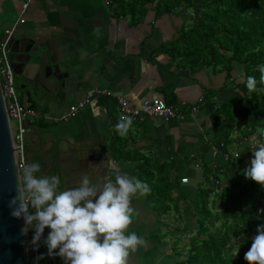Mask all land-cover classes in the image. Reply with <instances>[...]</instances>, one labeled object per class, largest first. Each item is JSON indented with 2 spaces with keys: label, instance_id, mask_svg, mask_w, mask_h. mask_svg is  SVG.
I'll return each mask as SVG.
<instances>
[{
  "label": "crops",
  "instance_id": "0c3cea01",
  "mask_svg": "<svg viewBox=\"0 0 264 264\" xmlns=\"http://www.w3.org/2000/svg\"><path fill=\"white\" fill-rule=\"evenodd\" d=\"M185 19L181 14L155 17L148 11L131 25L128 18L111 15L105 0H30L24 11L22 0H0V39L4 31L14 28L10 59L15 91L19 101L31 105L35 114L27 122V163L40 162L45 173L49 163L55 175L64 170L67 187L78 182L81 176L77 173H83L74 168L78 153L87 163L95 164L98 177L90 180L98 187L106 177L114 179L117 171L135 176L138 165L135 161L112 159L109 146L113 129L103 105L92 101L75 117H66L68 108L82 100L88 90L105 89L136 107L152 98L174 100L181 108L194 107L180 119L149 117L129 130L134 138V142H129L131 148L140 147L145 155L176 163L170 177L188 180L187 184H180L188 202L177 190L173 192L174 203L181 210L179 222L174 211L158 216L144 195L133 197L131 204L137 214L128 231L143 236L145 243L130 252L128 264H174L182 260L177 247L182 245L186 233L196 230L189 201L195 199L197 185L203 181L202 166H227L224 172L232 180L243 173L251 158L248 155L242 162L231 160L228 155L234 157L239 149L235 142L227 146L228 155L215 149L205 132L211 124L210 111L197 107L205 90L223 86L224 73L213 74L209 69L195 74L187 70L177 73L176 60L152 53L177 36ZM28 43L45 54L44 64L52 67L51 85L38 84L45 81L36 79V73L42 75L36 72L39 68L16 64V52ZM241 71L242 66L233 63L231 80L239 82ZM231 80L226 82L227 89L232 87ZM237 98L223 91L215 99L220 103L237 102ZM107 102L115 106L109 99ZM116 112L121 118L117 108ZM226 182L222 177L218 184ZM60 187L65 186L61 183Z\"/></svg>",
  "mask_w": 264,
  "mask_h": 264
},
{
  "label": "trees",
  "instance_id": "16d2710c",
  "mask_svg": "<svg viewBox=\"0 0 264 264\" xmlns=\"http://www.w3.org/2000/svg\"><path fill=\"white\" fill-rule=\"evenodd\" d=\"M105 1L111 15L128 18L131 25L148 11H152L155 17L188 14L189 23L182 24L177 36L160 44L152 51L153 55L165 54L176 60L177 73L187 70L195 74L203 69H209L213 74L224 73L223 86L205 90L197 103L199 109L210 111L211 124L205 132L215 149L228 155L227 146L233 142L232 136L237 126L251 131L260 129L264 136V82L260 81L261 73L257 67L264 64V0ZM233 63L241 65V74H245L238 76L239 82L231 80ZM247 75L256 77L257 90L247 88ZM228 80L232 83L229 89L226 88ZM223 91L236 95L240 105L234 100L217 102L216 96ZM107 100L101 97L96 102L108 109L111 119L113 131L109 150L112 159L138 162L135 176L147 182L151 189L144 199L158 216L174 211L178 214L179 220H176L180 222L181 210L174 203L173 192L177 190L183 201L188 200L182 194L180 181L176 177L171 180L170 177V173L176 169V163L171 160L160 161L151 154L145 155L140 147L131 148L129 142H134L133 135L130 131L125 136L118 134L115 126L120 117L115 106L109 105ZM164 101L177 110L181 109L183 115L194 108H181L174 100ZM226 167L202 166L203 181L197 185L195 199L189 201L192 216L196 220V230L185 244L183 259L174 264H248L244 255L252 240L239 244L232 254H226V249L235 239L264 224V187L243 173L232 180L228 179L224 172ZM222 177L227 182L218 195V207L221 208L213 212L210 205L213 189L205 183L207 178L218 181ZM235 183L237 186L231 188ZM179 253L182 254L180 249Z\"/></svg>",
  "mask_w": 264,
  "mask_h": 264
},
{
  "label": "clouds",
  "instance_id": "9594fccd",
  "mask_svg": "<svg viewBox=\"0 0 264 264\" xmlns=\"http://www.w3.org/2000/svg\"><path fill=\"white\" fill-rule=\"evenodd\" d=\"M257 67L264 82V64ZM246 86L257 90L256 77L247 75ZM132 125L133 117L123 116L115 127L125 136ZM250 152L243 174L264 187V137L253 139ZM60 185V177L45 173L38 161L27 163L18 177L17 194L8 206L11 216L23 217L22 233L32 230V248L38 249L42 242L47 256H58L64 264H128L130 252L145 243L143 236L128 231L137 214L131 201L137 194L149 193L150 185L119 171L99 187L88 175L81 176L74 186ZM251 239L244 259L248 264H264V224L258 225Z\"/></svg>",
  "mask_w": 264,
  "mask_h": 264
},
{
  "label": "built area",
  "instance_id": "2783aa9c",
  "mask_svg": "<svg viewBox=\"0 0 264 264\" xmlns=\"http://www.w3.org/2000/svg\"><path fill=\"white\" fill-rule=\"evenodd\" d=\"M29 2L30 0H22V11L27 9ZM13 33L14 28L4 31V35L0 40V91L7 118L14 166L18 180V177L22 174L27 164L25 150V135L28 131L27 122H30L35 114L28 105H24L19 101L15 91L14 73L10 59V48L8 46ZM101 97H106L115 104L121 117L132 116L133 122L135 123L144 122L149 117L173 120L180 119L184 116L181 110H177L174 106L167 104L161 98L144 100L140 106L136 107L130 106L122 97L113 96L105 89L94 88L88 90L82 100L68 108L66 117H75L85 106ZM192 111H194V108H192ZM234 157H237V155L234 154ZM187 182L188 180L186 178L180 180L181 184H187ZM24 223L23 219V225ZM47 231L48 229H45V235ZM32 235V230H30L27 235L24 234L26 264H64L63 260L58 256H47V248L42 242L38 249H33L29 243ZM41 253L45 254L44 258L37 261L36 258L40 256Z\"/></svg>",
  "mask_w": 264,
  "mask_h": 264
},
{
  "label": "water",
  "instance_id": "95a60500",
  "mask_svg": "<svg viewBox=\"0 0 264 264\" xmlns=\"http://www.w3.org/2000/svg\"><path fill=\"white\" fill-rule=\"evenodd\" d=\"M12 42L13 38L8 43L9 48ZM30 45L28 43L20 47L16 52L15 62L18 65L24 64L26 68L33 65L39 68L36 72L39 71L42 75L36 73V79L44 78L45 81L38 84L49 86L51 85L49 81L53 83L52 67L44 64L45 54L38 50V46ZM57 153L56 160L59 161L61 158L59 149ZM51 156L53 154H50V158ZM51 161H53L52 158ZM86 161L78 153L73 161L75 170L83 172L80 176L88 175L90 179L97 178L95 164ZM17 185L13 151L0 91V264H26L24 234L21 231L24 226L23 217L11 216V209L8 206L10 199L17 194Z\"/></svg>",
  "mask_w": 264,
  "mask_h": 264
},
{
  "label": "rangeland",
  "instance_id": "374dc122",
  "mask_svg": "<svg viewBox=\"0 0 264 264\" xmlns=\"http://www.w3.org/2000/svg\"><path fill=\"white\" fill-rule=\"evenodd\" d=\"M185 16H186V19L183 22H184V24H188L189 23L188 14ZM236 100H237V104L240 105L239 98H237ZM245 106L247 107V105H245ZM261 137H264V136H263V133L261 132L260 129H254L253 131H251L250 129H243L242 126H237V128L235 129V131L233 133V142H235L237 145L235 147H239V149L236 152L237 157L232 156L231 159L233 161L238 160V161L242 162L244 160V158H246L245 156H248V154L252 155V153L250 151L252 150L253 139L254 138H261ZM240 147H242V148L240 149ZM246 150H248V151H246ZM245 152H248V154ZM220 180L221 179H218V181H215L213 178H207L206 183H205L207 185V187L213 189V194L210 196V205H211L213 212H215L221 208V207H218V200H219L218 195H219V193H221V190L225 187L226 183H224V185L220 186L218 184V182ZM236 186H237V183L232 184L231 188H235ZM217 225L218 224H216V226ZM256 232H257V230L251 229L248 234L243 235V236L235 239L232 242L231 246L226 249V254H230V253L232 254L234 252V250L238 247L239 244L245 243L248 240H252L251 238L256 234ZM190 235L186 233V236L184 237L185 240L183 241L182 245L181 246L178 245L177 249L178 250L180 249L182 251V255H184V253H185V250H186L185 244H187Z\"/></svg>",
  "mask_w": 264,
  "mask_h": 264
},
{
  "label": "flooded vegetation",
  "instance_id": "af4514ba",
  "mask_svg": "<svg viewBox=\"0 0 264 264\" xmlns=\"http://www.w3.org/2000/svg\"><path fill=\"white\" fill-rule=\"evenodd\" d=\"M58 166L61 167L59 165V163H58ZM46 169L48 170V172H46L48 175H55L54 168H53V166H51V164L47 163L46 164ZM62 173H65V171L64 170L58 171V174H56V175L60 177L61 183L63 184V186H67V183L65 182ZM76 175L80 177V175H82V173H77Z\"/></svg>",
  "mask_w": 264,
  "mask_h": 264
}]
</instances>
